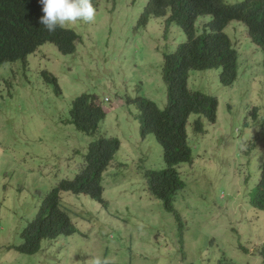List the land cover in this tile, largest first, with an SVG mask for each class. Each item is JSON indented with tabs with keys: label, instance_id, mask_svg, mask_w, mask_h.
Wrapping results in <instances>:
<instances>
[{
	"label": "rangeland",
	"instance_id": "obj_1",
	"mask_svg": "<svg viewBox=\"0 0 264 264\" xmlns=\"http://www.w3.org/2000/svg\"><path fill=\"white\" fill-rule=\"evenodd\" d=\"M146 2L97 0L94 23L67 27L80 36L75 55L52 48L17 63L13 90L10 78H0V264H84L95 256L111 264H264V211L248 199L264 164V55L242 24L230 23L225 33L240 54L233 87L220 84L219 71L190 74L189 89L215 97L218 110L213 124L190 118L193 165L177 168L186 186L175 197L176 217L148 191L145 172L165 168L163 149L153 135L141 137L134 102L144 97L166 109L164 70L186 38L159 24L132 40ZM46 68L60 95L41 75ZM82 94L99 98L104 110L95 132L72 124L71 104ZM199 118L203 133H196ZM115 139L120 147L103 176L107 207L63 195L83 237L44 241L35 255L15 250L45 195Z\"/></svg>",
	"mask_w": 264,
	"mask_h": 264
},
{
	"label": "trees",
	"instance_id": "obj_2",
	"mask_svg": "<svg viewBox=\"0 0 264 264\" xmlns=\"http://www.w3.org/2000/svg\"><path fill=\"white\" fill-rule=\"evenodd\" d=\"M18 5L25 11L21 20V34L15 37L0 35V42L3 40L0 45L1 64L17 61L27 64L35 45L45 42L55 45L64 54L76 52L79 36L75 31L58 28L55 33L47 34L40 27L33 29V25L37 23L36 17L42 16L38 14L35 0H0V8L7 14L13 13ZM169 5L172 17L168 24L179 26L186 41L178 47L180 51L176 60L164 70L168 86V106L165 110H160L153 101L144 97L138 98L134 103L139 111L142 137L153 135L163 149L165 168L145 172L148 191L161 200L169 212L179 217L174 201L186 184L177 168L181 164H193L192 140L187 126L192 116L215 123L218 107L215 97L188 89L189 76L195 71L216 69L221 71L220 80L224 86L232 85L237 80L239 55L231 39L224 33V29L233 22L246 27L249 41L264 55V0H169ZM166 10L167 7L151 14L162 16ZM209 15L213 16V21L203 26L198 24L197 28L198 20ZM24 18H28L27 21ZM144 21L145 17L140 20V24ZM261 65L264 69V57ZM94 100V96L83 95L73 102L72 124L83 131L95 132L97 121L104 116L102 109L94 105ZM201 122L200 118L195 121L196 133H203ZM119 147L120 141L116 139L101 142L102 150L99 149L97 155L91 153L87 157L88 171L71 182H60L48 193L35 221L21 236L23 245L18 249L20 252L34 254L43 241L57 240L74 232L66 213L60 211L63 195L86 196L92 201L107 205L103 199L104 177H97V171L108 169ZM93 148L92 145L90 150ZM245 181L248 183V179ZM248 199L252 207L264 211V164L260 167L257 185L250 188Z\"/></svg>",
	"mask_w": 264,
	"mask_h": 264
},
{
	"label": "clouds",
	"instance_id": "obj_3",
	"mask_svg": "<svg viewBox=\"0 0 264 264\" xmlns=\"http://www.w3.org/2000/svg\"><path fill=\"white\" fill-rule=\"evenodd\" d=\"M230 1L233 2V1H237V0H230ZM35 4H36V8L38 10V14H42V16L40 18L36 17V22L37 23H35L33 25V29H35V28L37 29L38 27H40L47 34H53V33H55L57 31L58 28L59 29H65L68 26L75 25L77 23H84V24L94 23L95 20H96V17H97V9H96L97 0H35ZM166 7H167L166 13L164 15H162V16H155V15L151 14V12H155L157 10H160V9H163V8H166ZM24 12L25 11L22 9V7L20 5H18L17 8L15 9V11L13 13H11V14H7L6 12H4L0 8V35L8 34L9 36H13V37L20 35L21 34V20H22V16H23ZM17 15L20 16V17H18ZM143 17H145V21L140 24V20ZM171 17H172V11H171V8H170V5H169V0H154V1L147 0L146 5L142 9V13H141L138 21L134 24V28L130 31V33L132 35V40H135V38L140 36L139 34L136 33L137 30H142L143 32H146V30L149 27L150 28H155V27H158L159 24H164L167 28L170 27V26H176L178 29L181 30V32H183L182 29L179 26H177L176 24H173V23L168 24V21H169V19ZM24 19H26V21H27L28 18H24ZM211 20L213 21V16L209 15L207 17L200 18L198 20L197 24L203 26V25L208 24ZM235 23H237V22H235ZM28 27L30 29H32L30 25H28ZM67 29H71V28H67ZM225 29H224V33H225ZM245 29H246V27H245ZM71 30H73V29H71ZM73 31H75V30H73ZM247 33H248V31H247ZM168 34L169 33L167 31H165V35L168 36ZM183 34H184V32H183ZM2 41L0 42V45L2 44ZM248 41H249V35H248ZM78 44H79V42L77 41L76 48H78ZM232 44H233V47L235 48L234 41H232ZM52 48L55 49V51L62 57L75 55L77 53V51H78V50H76V52L74 54H70V55L64 54L55 45H53L51 43H48V42H45L43 44L35 45V47H34V49L32 51V54L29 57H31L34 54L47 53ZM237 52H238V55H240L238 50H237ZM17 63H19V61L11 62V63H8V64H1L0 63V78L3 77L5 81H8L9 78H10V82H9V85H8L10 90H13L12 88H13V85H14L12 80H11V77L13 75H15V72H12V70H13L12 67L15 66ZM48 63L49 62H47L46 65H48ZM238 65H239V57H238ZM9 70H11V71H9ZM207 71H219L220 75H221V71L220 70H216V69H210V70H204V71H195V72H207ZM41 75L46 79V83L48 85H54L56 87V92H57L58 95H60L61 88H60V86L58 84V81H57L58 77L55 76V74L53 72H51L48 68H46L45 71H42ZM29 77H31V76H29ZM189 78H190V76H189ZM238 78H239V73H238ZM238 78H237V80H238ZM219 79H220V76H219ZM236 81L232 85L224 86L221 83V80H220V84L222 86H224V87H233V85L236 83ZM1 85L5 86V85H3V83L0 82V88L2 87ZM188 89H189V79H188ZM10 90H9V92H13V91H10ZM1 93L2 92H0V94ZM83 95H88V94H82V95L78 96L73 102H75L78 98L82 97ZM93 102H94L95 106L101 108L102 111L104 112V110L102 108V105L99 102V98L95 97V100ZM72 105H73V103L71 104V108H72ZM88 106L90 107V103L88 104ZM217 110H218V107H217ZM141 137H142V135H141ZM146 138H144V139H146ZM106 170L107 169H105L104 171L98 170L97 171V177L100 176V175H101V177L104 176V173L106 172ZM86 171H88L87 159L85 160V163L81 164L79 172H77V174L75 175L74 179H76L80 174H82V173H84ZM74 179H72V180L71 179H63L62 181L70 180V182H71ZM62 181H60V182H62ZM53 188H55V187H53ZM47 195H45L44 200H46L48 198ZM159 201H161V200H159ZM106 204H107V202H106ZM41 205H40L39 208H41ZM99 205H101V206H103L105 208L107 207V205L106 206L103 205V204H99ZM255 209H257V208H255ZM257 210H259V209H257ZM38 211H39V209H38ZM60 211L62 213H64V214L66 213V215H67V217H68V219L70 221V225L73 226V228H74V232L72 234H68V235H66L63 238H69V237H72V236H74L76 234H79L80 236L83 237V233H81L80 230L74 224V222L72 220V217H71V213L68 210H66L65 208H63V204L61 206ZM260 211H262V210H260ZM33 221H35V219ZM32 222H30L28 224V226ZM28 226H27V228H28ZM27 228H25V230ZM22 234H23V232H22ZM22 234H21V236H22ZM59 239H61V238H59ZM59 239H57V240H45V241L46 242L55 243ZM42 243H41L40 249L36 253H34V254H25V253H23V254H25V255H35V254L39 253L41 251V249H42ZM20 247H16L14 249L18 250ZM181 250H183V249H181ZM262 253H263V256H264V249H263ZM84 264H111V261H110V259L108 257L95 256V257H91L90 259L86 260L84 262Z\"/></svg>",
	"mask_w": 264,
	"mask_h": 264
}]
</instances>
